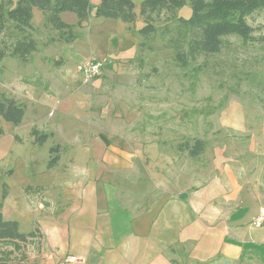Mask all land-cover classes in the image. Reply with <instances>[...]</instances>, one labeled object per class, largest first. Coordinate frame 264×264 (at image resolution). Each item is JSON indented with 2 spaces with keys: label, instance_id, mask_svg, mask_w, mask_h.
Masks as SVG:
<instances>
[{
  "label": "rangeland",
  "instance_id": "374dc122",
  "mask_svg": "<svg viewBox=\"0 0 264 264\" xmlns=\"http://www.w3.org/2000/svg\"><path fill=\"white\" fill-rule=\"evenodd\" d=\"M0 2L7 11L17 4V0ZM95 12L93 8L86 27L73 29L75 38L70 42L37 16L38 50L31 61L25 64L7 57L0 66V95L15 99L26 111L20 126L0 120V202L6 220L19 222L26 234L40 229L38 194L32 188L49 182L45 174L60 147L52 139L54 134H48L47 142L39 145L32 132L45 134L51 130L49 123H57L66 131L74 124L75 132L83 123L76 120L75 124L72 118L88 117L86 120L98 122L102 110L97 106L109 100L130 107L113 110L119 121L122 114H135L139 123L150 125V133L168 135L169 139L162 142L166 154L160 165L164 178L171 175L177 192L194 190L208 181L216 157L224 158L225 167L232 171L234 167L243 170L248 181L255 169L263 168L264 173V12L247 19L257 42L244 44L230 37V48L221 58L210 60L208 67L200 60L188 68L174 61L173 51L165 47L166 40L160 36L141 48L145 40L134 31L143 28V23H136L130 32L119 27L126 25L121 21L98 19ZM191 15L190 6L179 12L185 19ZM71 18L76 20L74 14L64 16L67 22ZM92 59L105 62L102 75L89 86L101 83L106 87L102 93L93 94L91 89L82 92L87 85L77 68ZM92 124L80 131L93 132ZM115 127L120 130L119 125ZM196 141L205 143V151L191 158L185 145L192 147ZM169 163L174 174H169ZM251 181L250 185L255 183ZM32 253L31 248L29 255ZM37 260L30 257L29 264H37ZM176 261L199 264L188 258Z\"/></svg>",
  "mask_w": 264,
  "mask_h": 264
},
{
  "label": "crops",
  "instance_id": "0c3cea01",
  "mask_svg": "<svg viewBox=\"0 0 264 264\" xmlns=\"http://www.w3.org/2000/svg\"><path fill=\"white\" fill-rule=\"evenodd\" d=\"M94 2V7L100 3ZM133 2L141 25L143 0ZM65 15V23L77 26V17L67 22ZM37 16L44 20L35 10V30ZM91 85L82 92L106 90L101 83ZM101 104L98 122L76 117L71 122L83 126L75 132L74 124L66 131L57 123H49L51 130L45 131L54 134L60 152L56 166L42 172L49 182L32 188L38 194L43 235L40 251L32 247V260L60 264L73 257L77 262L70 264H178L177 258H188L199 264H264V226H254L264 210L263 168L255 169L248 181L243 170L232 171L224 158L216 157L208 181L177 192L171 175L164 169L168 182L160 165L166 154L162 142L168 135L150 133V125L139 123L135 114L116 119L113 110L130 109L125 103ZM91 123L93 132L80 131L91 128ZM172 166L169 163V174H174Z\"/></svg>",
  "mask_w": 264,
  "mask_h": 264
},
{
  "label": "trees",
  "instance_id": "16d2710c",
  "mask_svg": "<svg viewBox=\"0 0 264 264\" xmlns=\"http://www.w3.org/2000/svg\"><path fill=\"white\" fill-rule=\"evenodd\" d=\"M99 2L93 7L91 0H17L16 6L9 11L0 2V66L7 57L27 64L37 52L38 41L33 27L35 10L42 13L46 25L58 32L63 40L68 37V42L75 38L73 29L81 28L91 19L93 8L96 18L121 21L133 32L138 21L133 0ZM186 6L192 11L188 19L179 16ZM258 12H264V0H143L139 13L143 28L137 34L145 42L140 47L145 48L160 36L166 40L165 47L173 51L174 61L182 68L200 60L208 67L210 60L221 58L230 48L228 38L237 37L244 44L258 41L255 29L247 21ZM66 13L77 17V26L63 21L62 15ZM25 114V108L15 99L0 95V120L20 126ZM32 135L39 145L49 138L36 130ZM185 146L191 158H197L205 151L203 141H196L192 147ZM58 159L52 158L48 168H54ZM3 197L6 199V192ZM3 209L4 204L0 202V264H29L30 249L41 248L43 235L38 228L32 233H23L18 222L5 219Z\"/></svg>",
  "mask_w": 264,
  "mask_h": 264
},
{
  "label": "built area",
  "instance_id": "2783aa9c",
  "mask_svg": "<svg viewBox=\"0 0 264 264\" xmlns=\"http://www.w3.org/2000/svg\"><path fill=\"white\" fill-rule=\"evenodd\" d=\"M104 66V61L92 59L87 61L83 65H80L77 68V73L80 74L82 83L84 85H90L102 75ZM254 226L257 228H261L264 226V210H261L260 215L254 222ZM75 262H77V259L72 257L68 258L65 262H62L60 264H70Z\"/></svg>",
  "mask_w": 264,
  "mask_h": 264
}]
</instances>
